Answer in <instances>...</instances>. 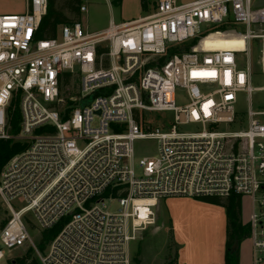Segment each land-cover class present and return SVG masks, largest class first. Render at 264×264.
Listing matches in <instances>:
<instances>
[{
    "label": "built area",
    "instance_id": "built-area-1",
    "mask_svg": "<svg viewBox=\"0 0 264 264\" xmlns=\"http://www.w3.org/2000/svg\"><path fill=\"white\" fill-rule=\"evenodd\" d=\"M47 6L26 0L23 14L0 15V141L25 146L0 171V264L19 248L40 264H132L131 246L156 225L160 202L231 197L251 201V264H264V110L250 99L264 93L251 86L264 75V25L252 1L155 0L136 20L93 33L74 21L40 39ZM226 32L231 47H205ZM140 140L156 142V155L137 160Z\"/></svg>",
    "mask_w": 264,
    "mask_h": 264
},
{
    "label": "rangeland",
    "instance_id": "rangeland-1",
    "mask_svg": "<svg viewBox=\"0 0 264 264\" xmlns=\"http://www.w3.org/2000/svg\"><path fill=\"white\" fill-rule=\"evenodd\" d=\"M67 0H55V9L63 14L68 20L80 21L83 28L89 33L99 32L108 27L109 21L118 24L120 22H127L133 19H138L147 14L142 11L140 7V0H79L80 5L86 8V12L78 14V18L63 9ZM155 0H147L149 12L152 11ZM180 3H185L190 0H177ZM253 8L264 5V0H251ZM26 11V0H0V15L9 14H23ZM59 27L57 28L58 31ZM42 38V36H38ZM199 40L192 43L195 45ZM205 47L218 49L228 48L232 46L233 35L231 32H226L223 35L212 36L206 40ZM254 60L257 59V51L254 52ZM245 64L244 58H239L238 65ZM75 84L77 80L74 79ZM72 85L73 82H72ZM77 85V84H76ZM252 88L264 87V75L260 72L254 73L251 79ZM251 105L254 110H264V93L253 92L251 94ZM90 102V99L81 100L77 103L78 107H84ZM175 104L183 106L186 104V97L183 94H178ZM12 107V106H11ZM248 103L245 95H239L237 104L235 106L236 112L241 116L245 124V114ZM158 116V114H157ZM171 121V117H170ZM181 131H192V127H181ZM224 129V127H218ZM238 127L230 126L229 131H237ZM135 158L141 159L143 157H152L157 153V144L154 141L140 140L133 145ZM264 191L260 192L258 196L263 195ZM241 215L240 221L246 225L251 214V201L249 198H239ZM170 202L166 200L160 202L156 212V225L153 228L143 232L137 242L131 246L132 264H176V253L178 246L171 238L169 230L168 213L170 214ZM107 211L115 213L118 209L116 202L106 203ZM160 216V217H159ZM3 217V210L0 207V222ZM29 236L33 241L34 246L38 251H42V243L37 233L29 230ZM235 250V247L233 248ZM12 260L16 264H40L37 255L33 250L25 248L14 249L4 252L5 264H10ZM10 261V262H9ZM237 264H251V242L249 236L242 241L238 248V262Z\"/></svg>",
    "mask_w": 264,
    "mask_h": 264
},
{
    "label": "crops",
    "instance_id": "crops-1",
    "mask_svg": "<svg viewBox=\"0 0 264 264\" xmlns=\"http://www.w3.org/2000/svg\"><path fill=\"white\" fill-rule=\"evenodd\" d=\"M192 1L194 0L185 3ZM146 3L144 12H149L148 2ZM140 7L142 9L141 0ZM252 10L254 19L264 25V5H256L255 8L252 5ZM167 200L170 202V214L167 212L170 235L178 246L176 264H225L224 208L190 199ZM157 210L160 211L158 208Z\"/></svg>",
    "mask_w": 264,
    "mask_h": 264
},
{
    "label": "trees",
    "instance_id": "trees-1",
    "mask_svg": "<svg viewBox=\"0 0 264 264\" xmlns=\"http://www.w3.org/2000/svg\"><path fill=\"white\" fill-rule=\"evenodd\" d=\"M146 2L147 0H141V6L143 11L146 10ZM80 7L81 5L79 0H67L63 9L78 18V14H80ZM70 23L72 22L55 9V0H48L47 12L46 15L40 21L38 36L39 34L40 36H42V38L40 39L54 38L56 36L58 26L67 25ZM101 51L102 50L100 49L99 52ZM69 81L70 75L64 74L63 86H66ZM11 106L12 107L9 108V117L11 119L10 125L12 126V133L15 134L16 125L19 121V110L16 102L11 104ZM24 148V145L13 140L0 141V171L12 156L23 151ZM198 201L224 208L226 214L225 264H237L239 245L249 236L248 226L243 225L240 221L241 208L239 198L231 197L226 201H222L216 198H206ZM58 231L59 229L55 228L47 232L45 234V237L49 240L53 238ZM234 247L235 250H233ZM10 264H16V261L10 262Z\"/></svg>",
    "mask_w": 264,
    "mask_h": 264
}]
</instances>
